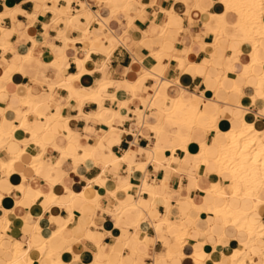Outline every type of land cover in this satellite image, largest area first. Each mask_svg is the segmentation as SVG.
I'll use <instances>...</instances> for the list:
<instances>
[{
	"label": "crops",
	"instance_id": "crops-1",
	"mask_svg": "<svg viewBox=\"0 0 264 264\" xmlns=\"http://www.w3.org/2000/svg\"><path fill=\"white\" fill-rule=\"evenodd\" d=\"M140 4L148 7L117 14L110 0H79L70 9L66 0L55 7L51 0H0V96L6 97L0 124L12 129L21 124L16 113L26 114L17 138L0 149L1 161L16 158L11 173L0 161V182L13 189L0 199V220H10L7 232L0 224L7 247L14 240L46 242L60 252V264H73V253L77 264H196L197 251L205 264H228L243 247L244 232L212 222L215 204L201 188L220 179L231 193L232 177L220 173L215 151L202 153L201 145L224 144L225 131L240 128L245 113L264 133L258 109L232 114L237 103L249 108L260 90V79L249 75L253 42L231 23L233 15L236 23L240 18L226 0ZM78 59L87 60L82 74ZM214 69L243 76L226 99L216 95ZM196 96L201 110L218 108V128L176 125L183 122L180 110L167 119L172 99ZM261 206L248 214L251 223L264 222Z\"/></svg>",
	"mask_w": 264,
	"mask_h": 264
},
{
	"label": "bare ground",
	"instance_id": "bare-ground-1",
	"mask_svg": "<svg viewBox=\"0 0 264 264\" xmlns=\"http://www.w3.org/2000/svg\"><path fill=\"white\" fill-rule=\"evenodd\" d=\"M230 3H232L234 7L236 6L235 0H226L227 9H229ZM82 5H85V3L82 2ZM67 9H70L69 4L67 5ZM235 12L239 16L240 21H241V17H243V20L240 22V26L247 30V40H250L253 42V50L251 54L252 61L249 66V75H253L256 78L260 79L261 73L264 72V42H262L264 41V37H261L258 34L259 25H257L256 29L249 31V28L251 26V23L248 19L249 12H250L249 9L245 7H238ZM210 18L218 19L220 17L216 14H210ZM258 20H259V23H262V21H264V15H260L258 17ZM0 31H4L3 27H0ZM89 53L90 51L87 52V56H86L87 60L88 58H90ZM87 60L86 59L76 60V62L78 63L77 65H79V67L81 68V74L85 71L84 64H85V61ZM218 71L219 70L217 69L213 70L214 81L218 83V89H217L216 95L219 93L218 97H222L226 99L228 95V89L239 86L240 83H242L243 81V76L236 75V77H233L230 74L232 71H228L226 74H224V76H219L217 75ZM77 77L79 76L70 75V80L76 79ZM206 95L211 96V92L210 91L207 92ZM25 103L28 105H31V103L28 100H25ZM201 103H202V100L198 96L194 97V99L191 101H186L182 97H177V99H172L170 106H166L167 107L166 110H168L169 113L175 110L182 111L183 121H188L192 119L195 122L194 125L191 126V130L195 127H205L207 129L218 128V122H219L218 108L216 106L214 107L206 106L203 110H201L200 109ZM246 114L247 113H245L243 117L241 118L242 126L241 127L239 126L240 128H232V129L225 131L227 140L224 144H218L215 141H213L211 144H209V146L206 143H203L201 145L202 153L209 152L210 150L215 151L216 154L214 157V161L216 165L218 166L220 173L228 172L231 174L232 192L227 193V191L225 190L223 186V182L220 179L212 182L207 188H201V191L203 194H210L213 204H215V208H214L215 218H213L212 222L215 224L216 222L221 223V224L229 223V225L235 222V224L237 225H244L243 228H238V229L244 232V234L246 235V240L244 241V243H249L251 245L252 240H259L263 238V237L258 236L257 230L259 229L260 225H264V222H261L260 224H253L249 221L248 214L252 211H256L261 206V198H262L261 191L264 189V187H262L261 185L259 172L257 171L255 172V174H253L252 172H249L248 167H247V162L243 161L241 156L236 155V151L229 147L231 143L230 138L232 136H238L239 133L243 130L244 125H248L252 127L255 133H263L261 130H259L255 126L254 123H250L246 120L245 118ZM25 116L26 114L18 111L16 113V118L21 121V124L19 126L13 127L12 129L6 128L3 124H0V144H3V148L9 145V143L13 139L17 138L16 133L18 129L24 128V126L26 125ZM213 122H214V126L208 127V124L213 123ZM22 151H25V150H22ZM64 155L66 156L65 152H64ZM15 159L16 158L12 157V159L9 162L0 160L3 166L10 165V167H6L9 173H11L10 171L12 170V164L14 163ZM259 167H260V163L259 161H257L256 169H259ZM9 173H6V174H9ZM54 197L55 196H53L52 199ZM217 202H220V204H218ZM244 204H246L247 206H245ZM193 209H194V214H197L200 211V208L198 206H194ZM3 220L7 221V227H4L2 225V231L7 232L10 227V220L8 218H4ZM70 225H71V220L68 222L67 227L69 228ZM209 227L212 228V225L210 224ZM41 229H38V231L36 232L37 236L39 237H42ZM186 229L187 227L185 225H183L182 228L179 229L180 238L183 235H185V232H182V231L183 230L185 231ZM249 229H251L252 232L254 233V235L251 237V240L249 239L247 235V232ZM184 242H185L184 240L181 241V243H184ZM17 243L22 245L21 251L27 253V258L30 259L33 262V264L36 261L33 256V253H35L36 255H39L40 261H43V259H46L50 264H55L56 260L60 261V252L57 250V248H54V249L50 248L46 242H44L42 245H37L35 240L34 241L31 240L27 244L20 242L18 240H14L13 242H11L10 247H13L14 244H17ZM244 243H242L243 247L240 249H237L234 252V254L238 251L240 252L247 251L244 248ZM29 245H33L34 247L29 248ZM169 256L172 257V254L169 253ZM194 259H195L196 264L206 263L204 257L198 251L195 253ZM95 264H109V262L108 263H98L97 262ZM210 264H214V263H210Z\"/></svg>",
	"mask_w": 264,
	"mask_h": 264
},
{
	"label": "clouds",
	"instance_id": "clouds-1",
	"mask_svg": "<svg viewBox=\"0 0 264 264\" xmlns=\"http://www.w3.org/2000/svg\"><path fill=\"white\" fill-rule=\"evenodd\" d=\"M47 0H41V3H46ZM73 2L79 3V0H66V3L71 5ZM51 3L55 7L56 4L59 3V0H51ZM114 6H117L119 10H124L132 7L133 5H139L140 10L143 11L147 5L140 4V0H110ZM157 0H152V4L155 5ZM235 7L232 3L229 4L230 11H236L238 7H245L250 10L248 19L251 23L249 31L257 28L258 26V34L261 37H264V23H259L258 17L260 15H264V0H235ZM199 6V5H197ZM163 11V9H161ZM3 19V15H0V20ZM243 17H241V21ZM238 21L234 27H239L240 22ZM264 42V41H262ZM247 71V70H246ZM260 90L256 93V95L252 98L253 104L249 106V108L245 109L239 104H236V110L232 112L233 115L239 117V114L243 112H251L254 108L258 109L256 112L257 118L264 116V72L260 75ZM243 95V93H240ZM6 97L0 96V100L5 99ZM259 99L262 101L260 105H257L256 101ZM214 107V105H212ZM124 107V105H121ZM232 109V104L229 103L227 107L224 108V111H230ZM3 111L0 110V117L3 116ZM174 111L172 113L167 114V119L172 121ZM231 143L229 145L230 148L236 151V155L241 156L242 160L247 162V167L249 172L255 174V172H259L260 181L262 187H264V133H255L253 128L244 125L243 130L239 133L238 136H232ZM239 142V143H237ZM255 145V147H254ZM3 148V144H0V149ZM257 161L260 163L259 169H256ZM244 166V165H242ZM4 167H10V165H5ZM4 184V187L0 188V199L3 198V193L7 192V194H11L13 189L10 186L6 185V181L0 182ZM3 211V209H0ZM125 211H129V209H125ZM5 217L8 215L5 212ZM247 223V222H245ZM0 224L4 227H7L6 220H0ZM235 224V222H233ZM226 224L222 223L220 225L221 229H224ZM244 225H238L237 228H243ZM159 230V229H158ZM258 231L259 237H264V225H260ZM247 235L251 240V237L254 235L251 229L248 230ZM223 243V241H220ZM25 244L28 242L25 241ZM242 243H244L242 241ZM258 244L259 247H253L252 245ZM22 245L17 243L14 244L13 247H7L4 243V237L0 236V264H33V262L27 258V253L21 251ZM34 247L33 245H29V248ZM124 248H128L129 245H123ZM244 248L247 251L244 252H236L228 261V264H264V239L252 240L251 245L249 243H244ZM67 251H72V249L66 248ZM74 262L73 264H77L80 261V256L76 253H73ZM211 259V257H207ZM41 264H44V261H41ZM55 264H60L59 260L55 261ZM109 264H124V262L120 261H110ZM142 264V262H141Z\"/></svg>",
	"mask_w": 264,
	"mask_h": 264
},
{
	"label": "snow or ice",
	"instance_id": "snow-or-ice-1",
	"mask_svg": "<svg viewBox=\"0 0 264 264\" xmlns=\"http://www.w3.org/2000/svg\"><path fill=\"white\" fill-rule=\"evenodd\" d=\"M144 3L147 4V3H148V0H144ZM214 10H215V11H220L219 7H217V8L214 9ZM236 21H237V17H236L235 15H233V16L231 17V23L233 24V26H235V25L237 24ZM262 23H264V21H262ZM237 28H238V27H237ZM229 70H231V69H229ZM185 82H186V81H185ZM245 103H247V101H245ZM248 119H251V117H248ZM212 126H214V122L208 124V127H212ZM220 127H221V128H227L228 125H227V124H221ZM205 130H207V128H206ZM209 139H211V137H209ZM191 151H192V152H195V151H196V146H195L194 144L191 146ZM201 162L203 163V161H201ZM213 178L215 179V177H213ZM15 180H16V178L13 180L14 183H15ZM6 195H8L7 192H4V193H3V196H6ZM261 205H262V206H261V209H260V214H261L262 217H264V197L261 198ZM4 206H5V207H11V201L8 200V199H4ZM2 214H3V213H0V215H2ZM230 226H231V227H237L238 225H237V224H233V223H231ZM109 227H110V225H109ZM228 227H229V223H226L225 230H227ZM125 249H127V248H125ZM33 256H35V253H33ZM64 259L67 260L68 257L65 256Z\"/></svg>",
	"mask_w": 264,
	"mask_h": 264
},
{
	"label": "rangeland",
	"instance_id": "rangeland-1",
	"mask_svg": "<svg viewBox=\"0 0 264 264\" xmlns=\"http://www.w3.org/2000/svg\"><path fill=\"white\" fill-rule=\"evenodd\" d=\"M120 12H123L122 10H117L116 11V13L118 14V13H120ZM244 32V30H242V31H240V32H238L237 33V35L239 36V35H242V33ZM194 121L191 119V120H188V121H176V125H186V126H192V125H194ZM182 128H187V127H182ZM195 128H197V127H195ZM195 128H193V130L195 129ZM184 239H183V237H181L180 239H179V241H183Z\"/></svg>",
	"mask_w": 264,
	"mask_h": 264
}]
</instances>
